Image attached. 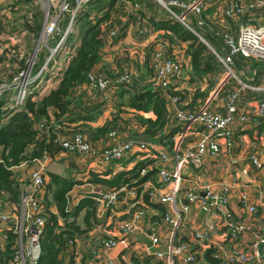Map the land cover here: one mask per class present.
<instances>
[{
  "label": "built area",
  "instance_id": "obj_1",
  "mask_svg": "<svg viewBox=\"0 0 264 264\" xmlns=\"http://www.w3.org/2000/svg\"><path fill=\"white\" fill-rule=\"evenodd\" d=\"M92 1L94 0H46L47 7L40 35L46 38L49 44H53L50 48L48 46L51 54L35 76L26 75V73H29L28 71L19 73L18 78H13L11 86H0L2 91L10 90L14 92L13 101L9 102L10 110H20L22 108L23 102L31 93L30 86L32 83H37L39 79L42 80L45 74L47 77V84L49 83V76L51 80L57 77V72L50 71L53 67H49L48 64L51 61L52 65H59L57 56L63 51V48H66L65 54L68 53L66 39L70 29L73 24L76 23L77 17L82 10ZM125 1L132 7V10H138L139 7L136 4L138 0ZM203 1L204 0H198L190 4L168 2L167 5L164 4V8H166L170 15L182 23L186 22L189 26L192 23L185 18L189 14L201 13ZM222 2L224 4L222 18L231 21H237V19L239 20L242 18L246 12L252 9H261L264 6V0L258 2L255 7L241 6L237 3L238 0H222ZM1 3L7 2L6 0H0V4ZM218 4L221 3L218 2ZM170 7L182 8L184 12L181 16L177 17ZM63 23L65 24V33L62 27ZM92 23L94 24L97 22L93 20ZM198 26H203V23H199ZM115 36L116 31H110L106 41H110ZM220 39L222 42V55L219 56L220 60L227 71V76L229 78H235L236 80V85L234 84L233 87H229L225 91L221 99L222 105L219 106V109H221L220 111H213L217 110L218 106L212 110L206 106L193 114H188L179 108L177 105V98L167 94L169 89L173 92H180L173 84L180 77L182 71L181 63L175 58L166 55V52L163 50L165 44H162V42L161 44H157V50L152 55L150 67L154 71V77L150 81V87L153 90L160 91L166 99L176 106L174 119L175 125L179 128L178 137L183 139L193 123L205 130V133L202 134L192 146H188L184 149L181 158L176 155L174 156L172 167L168 164V156L163 151L157 152L154 145L142 142L140 139L131 138L124 133L116 131H110L107 134V143L101 150L86 140L82 134H75L72 137L66 138L57 136L53 142L66 154H77L88 158L96 165L99 163L111 164L124 161L134 156L136 152L148 153L151 150H155L158 156L153 162L154 169L156 170L157 181L162 185H169L172 181H178V171L181 167L188 165L189 161L194 164V166L199 167L204 157L216 159L219 154L222 153L219 141L223 142L224 150L228 157L234 156L231 155V150L236 146V131L243 130L249 125H256L257 123L252 122V118L248 111L240 107L243 96L246 92L264 93V84L251 86L242 82L234 74L231 67L235 66L236 61L239 59L254 60L264 65V27L254 25L241 26L236 35L229 32L222 33ZM63 41L64 44L62 45ZM44 46H46V44ZM130 72L131 71L127 68L123 67L120 75L114 80H109L100 73L91 72L88 74L87 82L83 88L89 92L107 94L118 86H123L125 88L131 87L132 79ZM41 95L42 91L37 93L38 97ZM255 102V118L264 121V101L255 100ZM39 128L41 130L45 129L43 125H39ZM45 158L35 160L32 164L22 163L17 167L11 168L12 173H14V169L17 168H25L27 171L26 177L20 185L19 200L16 204L9 203L8 201L2 203V199L0 198V235L6 231H11L16 236L14 245L12 246L14 253L9 264H36L40 255L38 241L44 231L48 217L44 198L46 174L43 160ZM237 163L238 161L234 158L230 160L231 165ZM247 164L254 170L261 172L264 176V160L258 157L256 152L248 153ZM241 169L243 174L247 173V168L245 166L241 165ZM146 172L147 170L143 169L140 176H144ZM148 185L149 183L145 182L141 186L140 191L133 187L127 188L126 186H121L117 189H103L92 192L93 200L102 206L103 212L109 214V220H112V224H115L119 233L117 237L101 239L99 255H108L112 250L118 249L119 246L127 249L131 248V236L139 231L146 216L145 207L139 205L144 195L147 196L149 201L155 199L162 204L170 203L174 205L176 189L168 195H161L160 193L158 194V190L156 189H147L146 186ZM224 187L226 190L229 189V186ZM227 199L225 195H221L217 191H214L211 186H204L199 193L191 191L186 195L188 205L199 202L202 206H211V208L224 207L227 204ZM260 201L264 206V193ZM240 202L250 216L256 215L257 210L255 206L249 204L246 192L240 194ZM188 205L183 206L181 212H187L189 209ZM122 206H127L126 211H129L124 218L117 217V212ZM114 218H117L115 222L113 220ZM162 222L163 224H171L175 230L181 225L179 218L172 220L169 215H164ZM231 228L232 230H229V232L232 238H237L245 232H251L250 252H243L235 248L231 251H226L223 247L217 246L214 247L217 252L216 256H222L228 264H264V253L262 256L258 253V248L264 246V226L260 229H253L249 219L245 222L237 221ZM152 229H154L153 226ZM151 232L152 233L147 235L151 241L152 247L156 248L159 246L160 240L154 230ZM213 233H215L214 227L210 226L205 231L199 230L193 233L191 241L174 242L173 245L171 239L167 254L154 253V255L158 260L165 262V264H193L196 260L194 244L209 242ZM106 264L114 263L108 259L106 260ZM124 264L135 263L128 261Z\"/></svg>",
  "mask_w": 264,
  "mask_h": 264
},
{
  "label": "crops",
  "instance_id": "obj_2",
  "mask_svg": "<svg viewBox=\"0 0 264 264\" xmlns=\"http://www.w3.org/2000/svg\"><path fill=\"white\" fill-rule=\"evenodd\" d=\"M101 1L103 3L100 2V8H96L93 13V15H100L101 18L105 19L101 22V32L104 34V31H106L105 33L109 34L108 30L111 29L110 24L112 22H116L117 25V27H113L116 29H111L112 31L115 30L117 33L116 38L112 41V47H106L105 44L108 42L106 41L104 43L105 46L101 49V51L106 52L108 55L123 47H129L125 45L134 44L136 47H141L146 45L148 41L152 42L155 38L157 39L162 37L161 35H164V32H155L152 28L153 26L151 25V23L153 21H165L169 18L166 14H168L172 19L180 22L168 12H162L160 8L156 6V4L151 2V0H138L136 4L138 5V7L140 5L143 9V15L137 13L134 15L131 14V16H129L128 18L125 17V20L119 17L118 14L114 15L116 13L112 9L107 10V15H104L105 8H107L108 6H106V0ZM206 1L207 2H205V0L203 1L201 13L187 15V17L192 15L191 17L194 16V18H196L195 25L191 24L188 26L186 22L180 23L184 27H186L190 32L191 30L195 32L202 39L203 42L197 36L196 37L206 48L212 46L197 31H200L199 28L201 27H205L206 29H208L212 33V35H214L219 41V48H212L215 49V51L213 52L216 57H218L220 60L219 56L222 55V42L220 38L222 36V33H224L223 31L229 28V25H223L224 21L226 23L228 19L225 20L222 18L224 10V4L222 0L220 2L221 4H218V2H208L209 0ZM260 1L262 0H250L249 2H239L238 0L237 3L244 7H255V5ZM114 3L115 7L118 2H116L115 0ZM182 3L190 4L191 0L189 2ZM19 4L23 8V6L26 7L28 3L26 4L25 2H19ZM127 6L129 7L130 12H133L132 7L129 5ZM101 9L104 11H101ZM170 9L177 17L181 16L184 12V9L182 8L175 7ZM262 12H264V6L261 9H252L251 11L246 12V14L242 16V18H240L239 20L237 19V21L230 22V24H233V29L236 32L235 34H237L239 27L246 26V23L252 20L249 19L250 17H252L253 19H257L262 15ZM218 13L219 17L223 19L220 20V24H218L221 27V29H219L221 30V32L219 30L213 29L210 24L213 23L215 19H219L217 18ZM125 15L127 14L125 13ZM187 17L185 19H188ZM118 19H121L123 21L122 24L118 21ZM199 23H203V26H198ZM43 24L44 14H41L38 20L36 21L35 25L36 27L37 25H40V28L42 30ZM107 24L108 26L106 27ZM104 27H106V30L103 29ZM118 28L121 32L119 35L117 30ZM31 35V37L34 36L33 34ZM37 39H34L33 42ZM77 40H79L78 37ZM204 43L207 44L209 47H207ZM77 45L78 44L75 43L74 48ZM181 47L182 49L185 48L186 50V46L181 45ZM172 53L174 55V50H172ZM33 55L34 51L32 57ZM48 55L49 52L47 53L46 59ZM237 61L241 62V69L245 67V60L242 61V59H239ZM247 61L250 63L246 64L249 65L251 75L249 78L246 77V80L241 81L251 86L264 84V69L261 68L257 70L258 65H251V62H255L254 60ZM103 65L109 68L112 67V64H107L100 60V62L93 68V72L100 71V68H102ZM52 67L53 68L50 69V71L58 72L59 69H62L59 68L57 65H53ZM256 70L258 72H256ZM142 73L143 71L139 69L138 75H142ZM242 74L243 76H246L244 71ZM191 75L192 73L190 74V82L193 83L195 81H201L196 80L195 78L191 79ZM143 87V85H136L135 89L139 90L137 93L142 92ZM182 89L183 88L181 87V90ZM181 90L179 89V91ZM77 92L81 94L77 98H75V101L71 104L69 110H71L77 116L84 117L85 119H92H88L91 121H79L74 124L75 127H82L83 129H90L91 131H93L95 129L102 128L106 124H109L110 128H118V130L120 129L122 131H130L131 128H133V124L136 123V118L138 116H142L143 118H150L152 120L155 119L154 115L151 113L144 114L142 112H137L134 109L129 108L128 98L133 94V92L128 93L122 87H115L111 92H108L107 94L92 92L91 95H89L86 93V90H84L83 87L77 90L74 94H76ZM93 96L96 97L92 98ZM194 98L195 97H190L189 105L193 103V101L195 100ZM215 100V96L211 94L208 98H206L205 102L203 103L204 107L207 106L210 110H212L214 106L213 102ZM255 100L264 101V93L246 92V94L243 96L240 107L248 111L252 118V122L257 123L256 125L251 124L243 130L236 131V146L231 150V155L234 156H230L229 158L224 150L223 142L219 141L222 153L219 154L216 159L204 157L199 167L194 166V164L189 161L188 165L181 167L178 171V181L175 180L172 181L169 185H162L157 181V176L155 172V176H153V178L151 177L147 181V183H149V185L146 186L147 189H156L158 190V194L160 193L161 195H168L176 189L177 191L175 192L176 198L174 205H171L170 203L162 204L155 199H151L150 201L148 199L146 203L140 201L141 204L139 205L145 207L147 211L146 216L144 218V222L140 226L139 231L136 232L133 236H131V248L127 249L119 246L118 249L112 250L108 255L106 254L105 256L99 255L101 239H107L110 237L114 238L119 236V233L116 229L115 224H112V220H109V214L107 212H103L102 206H100L92 198V192H95L97 190H103L106 188L100 185L88 183V180L90 178L89 171L95 174H101L107 171H110V173L112 174H116L121 171H128L132 169L139 161H141L139 160V157L141 155L146 154L147 157H145V161L149 163L146 167V170L147 172H149L151 170H155L154 163L152 162L155 161L154 156H158V151H163L168 156V164L170 165V167H172L174 156L176 155L181 158L184 149L188 146H192L196 142V140L202 134L205 133L204 128L193 123L190 127V130L184 135L183 139L178 137L179 128L175 125L174 119V113H176V106H174L171 101L166 99L165 103L167 114L166 122L162 130V136L177 131V134L172 137V148L168 149V147L166 148L162 146L159 141H157V139L155 138L147 140L144 138L141 139L139 137L136 139H140L142 142L154 145L155 150L157 152L155 150H151L152 152L149 151L148 153L145 152L144 154L136 152L134 156H131L130 158L124 161L111 164L99 163L95 166V169L91 167V160L79 156L77 154L68 155L63 151H60V155L58 156L59 160H55L56 157L52 159L45 158L43 161L45 164L46 184L49 183V177L47 174H52L63 179H73L79 181L78 185H76L69 193L68 206L70 210H73L78 207L81 208L77 216L75 218H69V221H75L76 224L80 226L82 234L77 236L74 242L68 244L66 248L62 251L59 256L61 264H106V260L108 259L111 260L114 264H124L128 261H131L135 264H165V262L158 260L155 257L154 253L151 251V247L148 246L151 241L148 238L147 234L152 233V230L155 231L156 235L158 236V239L160 240L159 246H157L155 249H160L167 244L169 246L171 239L173 245L174 242L176 243L182 241H191V236L193 233L199 230L205 231L210 226L214 227L215 233L211 235L209 242H200L194 244L196 262H194L193 264H210L208 262L206 263L203 255V253L210 246H221L226 251H231L235 248L243 252H250L251 232H245L237 238H232L229 230H232L231 226H233L235 222H245L249 219L252 223L253 229H260L264 226V206L260 203L261 197L264 193V176L261 172L254 170L253 168H251V166L247 164V155L250 152H256L258 157L264 160V127L263 129L261 128V125L264 123V121L255 118ZM189 108L190 107H188L187 105L184 110ZM88 112L89 115H87ZM258 124L260 125L261 131L257 127ZM74 126H71V128H73ZM142 131L143 129H138L136 131V129L133 128L132 132L136 133L132 134H136L135 136H140ZM90 140L92 141V144H94L96 148L100 150L106 145V141L104 140L103 135H100L97 138L93 139L90 138ZM232 158L236 159L238 163L231 165L230 160ZM240 163L242 166H245L247 168L246 174H243L241 172L242 169ZM88 166L91 167V169H88ZM26 173L27 171L25 170V168L14 169V175L16 176V179L20 185L24 181ZM79 176H84L85 178L79 179ZM204 186H211L214 191H217L221 195H225L228 198L227 204L224 207L219 208H211V206L204 207L199 202L188 205L186 200L187 193L191 191L194 193H199L202 191ZM224 186H229V189L226 190ZM243 192L247 193L249 204L255 206L257 210L255 216H250L247 213L245 207L240 202V194H242ZM3 197L5 200L9 199L8 194L4 193ZM44 198L50 203V195L48 194L47 196L46 189ZM89 199L95 202L96 209L94 211V215L90 218L92 219L90 225L85 226L83 220L86 215V212L89 209L84 208L87 205L88 201H90ZM8 202L11 203L10 200ZM186 205H188L189 207L188 211L181 212L182 207ZM126 210L127 206L120 207L117 212V217L124 218V216H126L129 212ZM50 211L57 215L56 207H54V205L52 204H50ZM164 215H169L172 220L179 218L181 221V225H179L175 230V228L171 224H163L162 219ZM113 220L115 222L117 218H114ZM58 224L59 226L64 225L62 219L58 218ZM152 226L154 227V229H152ZM5 240L6 238H4V233H2L0 235L1 252L5 250ZM216 254L217 252L213 255V259L217 261L218 264H228L225 262V259L222 258V256H216Z\"/></svg>",
  "mask_w": 264,
  "mask_h": 264
},
{
  "label": "trees",
  "instance_id": "obj_3",
  "mask_svg": "<svg viewBox=\"0 0 264 264\" xmlns=\"http://www.w3.org/2000/svg\"><path fill=\"white\" fill-rule=\"evenodd\" d=\"M31 1L33 0L25 2L26 4L28 3L27 6L30 5ZM114 2L115 0H109V2L106 3L108 7L105 8L106 12H104V15H107V9H113ZM218 2H221V0H218ZM97 4L98 1H96L95 5ZM98 5H101V3ZM91 13V8L88 6L85 10L83 9L77 17L76 23L84 22L80 28H78L81 32L78 36L80 43L74 48V43L70 40L72 37L69 38L70 34L67 36L66 46L68 49L70 48V50H72L65 54L64 62H67V65L65 64L64 68L59 69L57 77L51 80L48 87L42 89L41 96L38 97L37 91L34 90L37 83H32L30 86L31 93L23 102L22 108L18 111L10 110L8 102L0 98V195L4 193L9 195L8 200L0 196L2 203L10 200L12 204H16L19 200L21 188L16 176L11 172V168L17 167L22 163L32 164L33 161L41 160L45 157L54 158L61 151V148L53 142L57 136L66 138L72 137L75 134H82L86 140L92 143L90 138L93 139L103 135L106 141L105 143H107V134L110 131H116L124 133L134 139L139 137L147 140L155 138L162 146L168 147V149L172 148V137L177 134V131L162 136L167 114L166 98L160 91L151 89L150 85H145L140 93H137L139 90L135 89L136 86H131L134 90L131 91L133 94L128 98L129 108L144 114L151 113L155 117L154 120L143 118L142 116L136 118V123L133 124V128H135L136 131L138 129H143L140 136L132 134L136 133L132 132L133 128H131L130 131H122L120 129L118 130V128H110L109 124L93 131L74 126V124L79 121H91L88 119H92H85L84 117L77 116L69 110V108L75 101L74 93L85 85L88 74L93 72V68L100 62V50L104 47L108 35V33L102 34L100 28L101 22L105 19L97 17V23L93 24L89 20ZM167 17L169 18L162 22L151 20L153 21L151 23L153 26L152 28L155 32L163 31L165 34L164 36L171 44L180 42L187 45L186 55L191 62V79L195 78L196 80H202L205 75L212 72L211 61H208V59L204 57L207 51L206 47L180 22L172 19L168 14ZM191 19L192 24L195 25L196 18L193 16ZM23 26L27 27L26 25ZM201 28H199L200 31L198 30L197 32L200 33L212 47L219 48L218 39L205 27ZM31 32H34L36 36L39 32L36 38L33 34L34 39L39 38L41 34L40 25H37V27L34 26V31ZM50 47L51 45L49 48ZM172 50V48H166L168 57H172ZM46 56L47 53H42L35 58V63L30 72L32 77L39 72L40 68L38 64L41 65L44 64V61H47L48 57L46 59ZM32 58L33 57L30 55L29 59L19 63V73L29 72L28 66ZM259 64L261 63L251 62L253 66ZM235 65L240 67L237 61ZM48 66H53L51 61ZM1 72L2 71H0V74ZM98 72L101 71H94V73ZM256 72L258 71L256 70ZM12 81L13 79L11 76L7 78V83H10V86ZM2 83L0 76V84ZM118 87H122L126 92L130 93L127 88L123 86ZM226 89H228V87H226ZM6 92H10V90ZM167 95L177 98V105L180 107L183 97L180 96L179 92H173L169 89ZM87 115H89V112ZM259 124L257 127L261 131V128L263 129L264 127V123L261 125V128ZM39 125H43L45 129L41 130ZM71 126L74 127L71 128ZM66 129H70V131L65 132ZM145 157H147L146 154L141 155L139 157L141 161L128 171H121L116 174H112L110 171L101 174L91 173L88 183L100 185L106 189H117L121 186H126L127 188L133 187L140 191L141 186L151 177L153 178L156 172V170H151L146 172L144 176H140L141 171L146 169L149 164L145 161ZM47 175L49 177V183L46 184L45 189L47 196L48 194L50 195V203L45 200V208L48 211V217L44 231L38 241L40 255L36 264H61L59 256L62 251L68 244L73 243L77 236L82 234L80 226H78L75 221H69V218H75L77 216L81 208L78 207L70 210L68 206L69 193L78 185L79 181L63 179L52 174ZM147 201L148 198L144 195L142 197V202L146 203ZM50 204L56 207L57 215L49 210ZM84 209L89 210L86 212L83 223L85 226H89L92 220L90 218L94 215L96 209L95 202L93 200L88 201ZM58 218L62 219L64 223L63 226H59ZM4 236L6 238L5 250L3 252L0 251V264H9L14 253L12 246L14 245L16 236L11 231L4 232ZM215 253L216 250L213 246H210L203 253L206 263L218 264V262L213 259Z\"/></svg>",
  "mask_w": 264,
  "mask_h": 264
},
{
  "label": "rangeland",
  "instance_id": "obj_4",
  "mask_svg": "<svg viewBox=\"0 0 264 264\" xmlns=\"http://www.w3.org/2000/svg\"><path fill=\"white\" fill-rule=\"evenodd\" d=\"M27 1L28 0H15V1L14 0H11V1L6 0L7 3H1L0 4V8H1V11H0V71H2L0 76H1V81L3 82L0 85L2 87L6 86V85H10V83H7L8 77L11 76L12 79L14 77L18 78V76H19L18 75L19 74V72H18L19 63L23 60L25 61V60L29 59V56L30 55L32 56L33 51H34V56L32 58L30 65H29L30 70H29V73H26V75H28V76H31L30 72H31L32 66L35 63V58H37L42 53L46 54L49 52V55H48V59H49V56L51 54V51H50V49H48V46H50V45L52 46V44L49 45L46 38H44L42 35H40L39 38L33 42L34 37H31L32 36L31 34H34L35 38L39 34V32H38V34L36 36V34L34 32H31V31H34V26H36L35 23L38 20V18L40 17V15L41 14L45 15L47 2H46V0H33L30 2L29 6H26V7L23 6V8H22V6L19 4V2H27ZM96 1H98V4L100 2H102L101 0H94L92 2H89L87 5V7L90 6L91 11H92V14L89 17V20L91 21V23L93 22V20L95 21L97 17H101L100 15H98V16L93 15L94 10L96 8H100V5H98V4L95 5ZM151 1L154 4H156V6L158 8H160V10L162 12L163 11L168 12L164 8V4L167 5L168 2H189L190 0H167V1H165V0H157V1L151 0ZM196 1L197 0H191V2H196ZM249 1L250 0H239V2H249ZM106 2H109V0H106ZM116 2H118V3L116 4V6L112 10L116 13L114 15L118 14V16L121 17L123 20H125L126 18L131 16V14L134 15L137 13V14L143 15V9L141 8L140 5H139L138 10H136V11L133 10V12H130L129 7L127 6L129 4H127L125 0H116ZM205 2H207V1L205 0ZM208 2H218V0H209ZM170 8H175V7H170ZM84 10H85V8H84ZM107 10H109V9H107ZM101 11H104V10L101 9ZM104 12H106V11H104ZM125 13L127 15H125ZM191 16L192 15L187 17L189 21L192 20ZM217 18H219V19H215L213 21V23H210V24H211L213 29L219 30V29H221V27L218 25V24H220V20H221V18L219 17V13L217 15ZM249 19H252V20L247 22L246 25H254V26H258V27H264V12H262V15L257 19H253L252 17H250ZM225 20H227V19H225ZM118 21L121 24L123 22L121 19H118ZM230 22H232V21L227 20L226 23L224 21L223 25H229V28L223 32L224 33L229 32V33L236 35L235 34L236 32L233 29V24H230ZM83 23L84 22H77V23L73 24V26L70 29L69 38L72 37L70 40L74 44L76 43L79 45V43H80L79 40H77V37L81 34V32L79 31L78 28H80V26ZM23 25H26L27 27H24ZM107 26H108V24L106 25V27ZM110 26H111V29H116V28H113V27H117L116 22H112L110 24ZM62 27L64 29V27H65L64 23H63ZM106 27H104L103 29L106 30ZM111 29L108 31L109 32L112 31ZM117 30H118V35H119L121 32H120L119 28ZM65 31H66V29H64V33H65ZM219 31L221 32V30H219ZM105 32L106 31H104V33ZM164 35H161L162 37H160V38H157V39L155 38L152 42L148 41V43H146V45L141 46V47H136L134 44L125 45V46H129V47H123L121 49H118L110 55H108L106 52H103L100 50V52H101L100 53V60H102V62H105L107 64H112V67L109 68V67H106L105 65H103L102 68H100L101 72H98V73L102 74L104 77H106L109 80H114L117 76L120 75L122 68L125 67L129 71H131L130 73H131V79H132V86L133 87H135L136 85H143V86L150 85V81L154 77V75H153L154 71L150 67L151 58H152V55L154 54V52L157 50V44L158 43L161 44V42H162V44L163 43L165 44L164 45L165 47L163 48V50L166 52V48L167 49L172 48L174 50V55L172 53V55H173L172 58H175L176 60H178L182 65V71H181L180 77L173 84L174 86H176L180 90H181V87L183 88L179 92L180 96L183 97V99H181L180 107L184 110V108L187 107V105H188V107H190V108L186 109L184 111H186V113H188V114H192L193 112L195 113L196 111L203 109V107H204L203 103L205 102L206 98H208L211 94H213V96H215L216 100L213 102L214 106L212 109H215V107L218 106L217 110H213V111H220L221 109H219L220 108L219 106L222 105L221 99L223 97L224 92L227 90L226 87L229 88V87H233L234 84L236 85V80H235V78H232V77L229 78L227 76V71L225 70L224 65L221 63L219 58L216 57V55L213 52V51H215V49L212 47H211V49L206 48L207 51L204 54V57H206L209 61H211V63L210 62L209 63L212 66V72L205 75L201 81H195L192 83V82H190V74L192 73L191 62H190V59L186 57L185 48L182 49V47H181V45H184V46H187V45L180 43V42H177L175 44H171L169 42V40ZM116 36H117V33H116ZM116 36L114 38H112L110 41H108L107 42L108 44L107 43L105 44L106 47H112V44H113L112 41L116 38ZM45 44H46V46H44ZM63 44H64V41H63L62 45ZM33 45H34V47H33ZM65 50H66V48H63V51H61V53H59L57 56V59L59 61V65H58L59 68H64V66H65L64 64L67 65V62H64ZM182 50H184L185 52ZM71 51L72 50H70V48H69L68 53ZM31 52H32V54H31ZM166 55H168V54L166 53ZM242 61H244V60H242ZM244 62H245V67H243L242 69L240 67H237L236 65L231 67L234 74L240 80H246V77L249 78L251 75V71H250L249 65H248L250 63L247 60H245ZM246 63H248V64H246ZM240 64H241V62H238V65H240ZM42 65L43 64H41V65L38 64V67L41 69ZM261 68L264 69L263 64H259L257 67V70L261 69ZM139 69H141L143 71L142 75H140V74L138 75ZM242 70L245 72L246 76H243ZM13 72H15V73H13ZM26 75H24V76H26ZM46 79H47V77L45 74L43 76L42 80L39 79V81L37 82V85L34 87V90H36L37 93H40L45 86L48 87L50 85L51 77L49 76V83L48 84L46 83ZM4 88L7 89L6 87H4ZM127 89L130 92H131V90H134V88H132V87H127ZM6 91H2L1 87H0V98H3L4 101L8 102V104H9V102L13 101L14 92L13 91L6 92ZM86 93L91 95L92 92L86 91ZM80 94L81 93L77 92L75 94L74 98H77ZM94 97H96V96H93L92 98H94ZM190 97L191 98L195 97L194 98L195 100L193 101V103H191V105H189L190 104L189 103ZM252 110H253V108H252ZM14 111H18V110L15 109ZM70 129H66L65 132L70 131ZM150 152H152V151H150ZM59 155L60 154L55 156L56 157L55 160H59V158H58ZM156 157L157 156H154V158H156ZM95 166H96V164L93 161H91V167H93L95 169ZM91 167L88 166V169H91ZM90 173H91V171H89V175H90ZM84 178H85L84 176H79V179H84ZM146 211H147V209H146Z\"/></svg>",
  "mask_w": 264,
  "mask_h": 264
},
{
  "label": "water",
  "instance_id": "obj_5",
  "mask_svg": "<svg viewBox=\"0 0 264 264\" xmlns=\"http://www.w3.org/2000/svg\"><path fill=\"white\" fill-rule=\"evenodd\" d=\"M191 32L195 35V36H197L201 41H202V39L195 33V32H193L192 30H191ZM203 42V41H202ZM205 44V43H204ZM207 47H209L207 44H205ZM209 48H211V47H209ZM202 196H203V194H202ZM148 246L149 247H151V251L153 252V253H158V254H167V252H168V244L167 245H165L163 248H160V249H155V248H153L152 247V245H151V243H149L148 244ZM258 253H259V255H263V253H264V246H260L259 248H258Z\"/></svg>",
  "mask_w": 264,
  "mask_h": 264
}]
</instances>
